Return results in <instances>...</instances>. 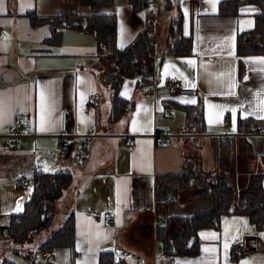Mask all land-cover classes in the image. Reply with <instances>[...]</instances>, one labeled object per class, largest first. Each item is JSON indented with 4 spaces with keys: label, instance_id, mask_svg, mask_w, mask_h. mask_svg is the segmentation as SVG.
<instances>
[{
    "label": "crops",
    "instance_id": "1",
    "mask_svg": "<svg viewBox=\"0 0 264 264\" xmlns=\"http://www.w3.org/2000/svg\"><path fill=\"white\" fill-rule=\"evenodd\" d=\"M160 1L135 9L132 0H114L113 6L103 8L117 17L118 48L130 44L150 16L156 23L150 83L161 91L150 95L149 85L137 88L140 75L127 78L119 94L135 104L114 120L112 89L98 68L94 36L64 28L61 43H50L52 27L30 21V13L60 14L74 0H0V264L4 259L15 264H100L103 253H111L103 264H115L120 257L125 264H264V228L257 230L242 214L224 215L219 230L201 229L198 255L166 258L158 238L159 220L166 225V214L188 216L211 205L178 193L171 196L166 213L158 210L156 199L158 178L182 174L197 152L203 155L211 146L213 137H246L254 154L252 168L264 173V134L246 136L250 128L264 124V54L237 51L238 35L254 30L261 8L254 2L238 6L235 0H172L169 9L183 14L190 53L163 56L173 15L162 12ZM85 7L89 6L75 10ZM171 77L195 88L197 96L170 100L164 85ZM91 97L98 103L91 104ZM197 101L203 104V132H189L187 106ZM64 110L72 144L69 156L58 147ZM18 119L26 128L15 147L9 135ZM161 132L171 134V141L158 143ZM83 145L88 147L85 157ZM16 158L47 173L71 171L72 184L56 208L57 214L63 210L61 224L73 212V251L69 247L38 251L50 234L39 237L41 233L23 245L7 241L2 226L24 211L34 190L28 181L17 185L20 176L30 174L15 167ZM190 205L193 211L188 210ZM109 214L114 219L106 223ZM243 236L251 238V250L235 259L233 244ZM48 252L52 255L45 258Z\"/></svg>",
    "mask_w": 264,
    "mask_h": 264
},
{
    "label": "trees",
    "instance_id": "2",
    "mask_svg": "<svg viewBox=\"0 0 264 264\" xmlns=\"http://www.w3.org/2000/svg\"><path fill=\"white\" fill-rule=\"evenodd\" d=\"M162 1L163 9L173 6L172 0ZM247 2L257 3L261 13L256 18L254 30L238 35L237 51L239 54H264V0H235L233 4L239 6ZM132 3L135 9L142 8V0H132ZM82 4L90 7V13L81 14L75 10ZM113 4L114 0H74L73 7L60 14L30 13V21L35 26L49 24L52 27L51 36L47 40L50 43H61L64 28H74L94 36L98 68L103 79L112 89V117L117 120L125 116L135 104V101L121 98L119 92L123 82L138 74L140 78L137 88L151 84L156 56V23L155 18L150 16L146 27L135 39L126 47L118 48L117 17L114 13L102 11L103 8ZM189 53L190 40L183 33V14L180 13L169 21L162 54L170 56ZM169 98L178 99V97ZM187 112L188 131L203 132L202 102L197 101L195 106H187ZM239 140L246 148L248 147L243 149L246 163L239 157L242 151L238 147ZM211 147L214 170L203 169L196 159L191 158L182 174L161 176L157 180L156 199L159 211L165 210L167 213L173 202L171 196H175L182 189L188 191L192 200H206L211 205L206 211L195 212L188 216L164 215L167 220L166 225L159 227L158 238L162 241L163 253L168 259L183 255H198L201 246L199 231L204 228L219 230L224 215H246L257 230L264 228V173L252 168L254 154L251 143L243 136H220L211 139ZM82 148V156L85 157L88 147L83 145ZM30 165L32 172L27 177V181L34 187L32 197L26 202L21 214L11 216L7 224L2 226L5 230H9L7 241L16 245L25 244L51 226L57 214L56 203L73 181L70 170L47 173L34 163ZM74 242V215L70 212L64 217L61 226L39 244L38 251H51L56 247H69L73 251ZM14 250L18 251L17 248ZM110 255L111 253H103L100 264H103L104 259ZM1 264L15 263L4 259Z\"/></svg>",
    "mask_w": 264,
    "mask_h": 264
},
{
    "label": "built area",
    "instance_id": "3",
    "mask_svg": "<svg viewBox=\"0 0 264 264\" xmlns=\"http://www.w3.org/2000/svg\"><path fill=\"white\" fill-rule=\"evenodd\" d=\"M158 0H142V7L148 8L150 7L153 3L157 4ZM2 33V30H0V34ZM166 89V93L170 97H184V98H194L197 96V91L195 88H188L184 87L179 80L178 77H171L166 84L164 85ZM161 91V87L158 85L151 84L147 87L146 92L150 95H156ZM91 104H96L98 103V99L96 97H91L90 98ZM168 112H171L172 108L169 107ZM63 120H62V131L59 136V143L58 147L60 152L65 155L69 156L72 151V144L70 140L68 139V135L66 134V123H67V112L64 110L62 113ZM26 128L25 121L23 119H18L14 126L12 127V132L9 135V141L10 143L17 147L19 146V138L22 135V132ZM264 134V124H260L257 126H254L250 128V130L247 131V135H263ZM172 139V135H166L163 132L159 133L156 137V141L158 143H168ZM27 176L22 175L18 178L17 180V185L19 187H23L27 181ZM171 199H173L171 197ZM114 219V216L112 214L106 215L104 221L106 223L110 222L111 220ZM159 227H164L165 222L163 220H159L158 223ZM6 231V238L8 237L9 230ZM234 247V258L238 259L245 254H247L251 250V238L249 236H243L240 240H236L233 244ZM52 255L51 252H48L45 254V258H49ZM115 264H125L124 260L120 257L117 259Z\"/></svg>",
    "mask_w": 264,
    "mask_h": 264
},
{
    "label": "rangeland",
    "instance_id": "4",
    "mask_svg": "<svg viewBox=\"0 0 264 264\" xmlns=\"http://www.w3.org/2000/svg\"><path fill=\"white\" fill-rule=\"evenodd\" d=\"M72 7H73V4L71 2V4L68 7H65V9L62 12H64L67 9H71ZM85 8L86 9H81L80 8L78 10V12H80L81 14H83V13H87V14L90 13L89 7H85ZM163 10H164V12H169L170 14H172L173 15L172 17H174L176 15V13L173 11L174 9H163ZM170 11H172V12H170ZM169 13H166V14H169ZM238 147L240 149H242V151L239 153L240 154L239 155L240 160L243 161V162L245 160V163H246V159L244 158L245 157V153H244L243 149H247L248 147L246 148L245 145H243V143L241 141H240V144H238ZM192 158L196 159L198 161V164L201 165L203 167V169H205L207 171H212V170L215 169L214 159H213V154H212V147L211 146H209L208 149H206V151L203 153V155L200 152H197ZM16 160L17 161L14 162V165H15V167H18L17 168L18 170H22L24 173H27V174H30L32 172L31 171V165H28L27 163L25 164V162H24L25 160L24 159H18V158H16ZM62 170H64V169H62ZM178 193L179 194H181V193L184 194L185 193V195L188 196L187 195L188 194V191L183 190V189L182 190H179ZM177 201L180 202L179 199ZM200 202L203 203V202H207V201L204 200V201H200ZM189 208H188V210L193 211L194 206L193 205H190ZM62 211L59 214H57V219L54 220L53 223L51 224V226L48 229L44 230L42 232V235L39 236V237H42V236L47 237V235H49L52 231L57 230L61 226V220H60V218L62 217V214H61ZM36 239H38V238H36Z\"/></svg>",
    "mask_w": 264,
    "mask_h": 264
},
{
    "label": "snow or ice",
    "instance_id": "5",
    "mask_svg": "<svg viewBox=\"0 0 264 264\" xmlns=\"http://www.w3.org/2000/svg\"><path fill=\"white\" fill-rule=\"evenodd\" d=\"M191 102L194 103L195 101H191ZM232 111H235V109H232ZM0 119H2V117H0ZM205 251H207V249H205ZM213 251H214V249H213Z\"/></svg>",
    "mask_w": 264,
    "mask_h": 264
}]
</instances>
